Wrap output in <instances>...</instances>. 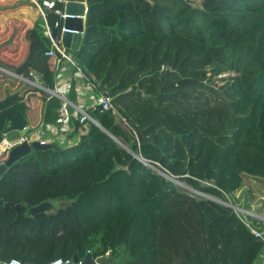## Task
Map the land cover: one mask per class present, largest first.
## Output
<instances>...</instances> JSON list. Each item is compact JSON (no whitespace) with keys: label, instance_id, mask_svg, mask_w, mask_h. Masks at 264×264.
<instances>
[{"label":"trees","instance_id":"1","mask_svg":"<svg viewBox=\"0 0 264 264\" xmlns=\"http://www.w3.org/2000/svg\"><path fill=\"white\" fill-rule=\"evenodd\" d=\"M87 1L73 57L126 124L91 111L100 127L79 124L71 144L57 141L7 169L0 262L113 252L112 264H252L264 249L253 234H264V221L251 215L264 218V0H203V10L185 0ZM55 20L50 12L52 27ZM19 32L11 53L22 48L26 59L0 66L24 78L34 73L53 90L42 18ZM2 88L0 139L6 121L9 132L30 127L27 136L55 126L60 99L6 74ZM78 96L73 83L66 97L76 103ZM47 200L71 205L27 217V206ZM5 203L23 207L17 213Z\"/></svg>","mask_w":264,"mask_h":264},{"label":"built area","instance_id":"2","mask_svg":"<svg viewBox=\"0 0 264 264\" xmlns=\"http://www.w3.org/2000/svg\"><path fill=\"white\" fill-rule=\"evenodd\" d=\"M73 0H45L41 2L40 0H30V2L35 6L39 16L43 20L44 24V36L50 41V48L45 53V57L55 60V76H56V84L53 90L48 89L43 85L42 79L34 73H30L29 77L24 78L23 76L18 75L17 73L0 67L1 73L7 74L12 78L18 80L19 82H24L29 84L35 89L40 90L41 92H45L49 94L51 97H56L62 101V107L59 110V116L56 121L55 126L49 127L54 130V132L58 133L57 137L59 138V142L66 143L69 141V135L74 131L73 123L84 124L87 122H91L94 124L95 121L91 113H88L89 110L92 111L99 110V107H102L101 111L112 112L116 118H120V114L113 103V97L110 96L109 92H100L95 93L99 89L97 84H94L90 81V79L85 75L83 69L77 64L74 59L70 49L66 48L63 44V37L65 34L76 35L79 32L77 30L70 29L66 27V22L68 20L74 19H82L84 22L86 21V17L89 11L88 1L84 2L85 11L83 16H75L72 14H68L66 12L67 4ZM52 12L56 16V20L54 22V26L52 27L49 22V13ZM54 31H56V37H54ZM67 69H71L74 71V80L73 83L75 85V90L77 91L79 97H85L88 91L92 92V94L88 95L90 98V102L92 103L91 109H85L83 105L73 104L71 101L67 99L65 95L62 93V87L58 86L57 81L61 79L65 74ZM67 85V89L70 91L72 84ZM84 89L87 91L85 92ZM71 108L72 112H69ZM122 120V119H119ZM125 124V120H122ZM34 142H39L42 145L54 144L57 141H48L44 137V133H40L37 135L25 136L15 141H10L6 138V134L3 135V138L0 143V168L5 163V158L9 156L10 152L18 146H21L25 143L32 145ZM8 159V158H7ZM169 178L167 175H165ZM171 179V178H169ZM172 180V179H171ZM180 185V183L176 182ZM243 212V210L238 209ZM249 214V213H248ZM259 220L264 221V218H261L257 215L251 214ZM253 234L261 239L264 243V234L253 230ZM264 262V258H263ZM0 264H24L19 259H11L6 262H0ZM48 264H75L73 261H65L63 259L54 260ZM78 264H82L81 261Z\"/></svg>","mask_w":264,"mask_h":264},{"label":"water","instance_id":"3","mask_svg":"<svg viewBox=\"0 0 264 264\" xmlns=\"http://www.w3.org/2000/svg\"><path fill=\"white\" fill-rule=\"evenodd\" d=\"M85 1L86 0L70 1L66 6V12L68 14H72L75 16H83L84 11H85V5H84ZM144 1H146L147 3H149L150 5L153 6L156 0H144ZM185 2L194 9H200V10L204 9L203 0H185ZM66 27L73 29V30H77L79 32L76 35L65 34L63 37L64 46L68 49H71V50L77 52L80 49V44H81L82 39H83L82 34L84 33V21L82 19L68 20L66 22ZM54 37H56V31H54ZM42 83L45 86V82L43 80H42ZM99 110H102V107H99ZM91 111H92V109L89 110L88 113H90ZM69 112L70 113L72 112L71 108L69 109ZM94 124L96 126L100 127V125L97 122H94ZM75 125L77 127L79 124L76 122ZM7 127H8V122L5 124L4 130H3L4 133L7 132ZM28 130H29V127L24 130V133H23L24 136L26 135ZM1 140L2 139H0V143H1ZM51 147H52L51 144L42 145L39 142H34V143H32V145L25 143L21 146L16 147L15 149H13L10 152L8 159L5 161L4 165L0 168V178L7 171V169H9L13 164L18 162L19 160H21L24 157L31 154L32 151H34V150H45V149H48ZM124 148L127 149L126 147H124ZM136 157L138 159L142 160L141 157H138V156H136ZM214 201H217L218 203H221L223 205H226L228 207H231V208L238 210V208L234 207L229 202H221L218 200H214ZM70 205H71V203L66 202V201L58 202L56 200H47V201H44V202H42L36 206H27V217L28 218H37L38 216H41V215L56 214L60 211L65 210ZM0 206H1V203H0ZM4 207L5 208H12L17 213H19V211L23 207V205L22 204L5 203ZM263 258H264V249H262L259 252L257 258L254 260V262L252 264H264ZM116 259H117V256H114L113 252H109L106 256L98 257V258H95L92 253H88L83 260H81L78 256H75L73 262L75 264H78L80 261L82 264H112Z\"/></svg>","mask_w":264,"mask_h":264},{"label":"crops","instance_id":"4","mask_svg":"<svg viewBox=\"0 0 264 264\" xmlns=\"http://www.w3.org/2000/svg\"><path fill=\"white\" fill-rule=\"evenodd\" d=\"M43 1H45V0H43ZM3 14L4 13L1 12V10H0V15H1L0 17H2ZM6 17H7V14H4L5 20L3 21V18H1L2 20H0V62L8 63V65L10 67L16 68L27 57V54L23 53L22 48H21V50L19 52H16V53H13V54L11 53L12 51H14L16 49V45L18 43V38L21 35L20 34L21 32H19V29L24 24H21L20 26H18L20 24L18 21L12 20L10 18L8 19ZM10 21H15V22L11 23ZM35 22H36V20H35ZM35 22L32 25H27V27H30V28L33 27ZM85 25H86V21L84 22V32H85ZM83 36H84V33L82 34V38H83ZM80 47H81V44H80ZM70 52L73 55V52H75V51L70 49ZM53 61H54V64H55V60H53ZM0 67L5 68L3 66H0ZM5 69H7V68H5ZM11 71H13V70H11ZM1 74H4V73H1V71H0V76H1ZM7 76H9V75H7ZM9 77H11V76H9ZM73 80H74V72H73V70L67 69L66 74L61 79H59L57 81L58 86L62 87L61 89H62L63 95H65V96L68 95L69 90L66 87H67V85L73 83ZM7 91L8 90L6 88L0 89V100L1 101L4 100L6 98V96L8 95ZM84 91L87 92L85 89H84ZM87 94L90 95V94H92V92L88 91ZM33 95H34V93H33ZM88 95H86L85 97H82V96L79 97L78 96V98L76 100L77 102L76 103L72 102V103L75 104V105L76 104L77 105L80 104V105H83L85 107L90 102V98H89ZM35 97H37V98H34V99H39L41 97V93L40 92H36L35 93ZM35 104H36V106H35L34 115H36V117L39 116V115L41 116V104H37V103H35ZM91 106H92V103L89 105V109H91ZM34 118H35V116H34ZM7 122H8V127H9V121H6V123ZM8 127H7V132L4 133V134H6V138L8 140H10L9 136H11V135L13 136V139L10 140V141H15V140H18V139H20L22 137L27 136L28 131L30 130V127H29V130L27 131L26 135L24 136L23 135L24 131L23 132H19V131L9 132ZM49 127H51V126H47V127L46 126H42V127H40V129L36 132V134L39 135L40 133L43 132L44 133V137H45L46 140H48V141H58L59 140V139H57L58 133L56 135L54 130L50 129ZM75 128H76V125H75V123H73V129H75ZM34 134H32V135H34ZM61 144H64V143H61Z\"/></svg>","mask_w":264,"mask_h":264},{"label":"rangeland","instance_id":"5","mask_svg":"<svg viewBox=\"0 0 264 264\" xmlns=\"http://www.w3.org/2000/svg\"><path fill=\"white\" fill-rule=\"evenodd\" d=\"M0 10L4 14H7L6 18L8 19L10 18L12 20L18 21L20 23L18 26H20L21 24H24L25 26L32 25L35 22V20L37 21L40 17L35 6L30 2V0H0ZM4 14L2 17H0V20H2L1 18H3V21L5 20ZM15 21H10V22L14 23ZM228 76L229 74L228 75L225 74L223 76H220L219 78L228 77ZM219 84L222 85L223 83L219 81ZM90 104L91 102H89L87 106H85V109L88 110ZM9 139L12 140L13 136L12 135L9 136ZM57 139L59 138L57 137ZM71 143H72L71 140L66 141V144H71ZM180 185L186 190H189L193 196L195 197L202 196L201 193L194 191L185 184H180Z\"/></svg>","mask_w":264,"mask_h":264}]
</instances>
